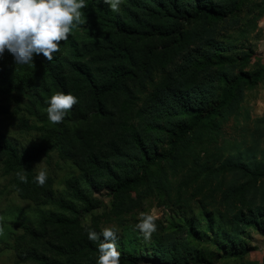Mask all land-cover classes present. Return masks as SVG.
I'll use <instances>...</instances> for the list:
<instances>
[{
    "label": "trees",
    "instance_id": "obj_1",
    "mask_svg": "<svg viewBox=\"0 0 264 264\" xmlns=\"http://www.w3.org/2000/svg\"><path fill=\"white\" fill-rule=\"evenodd\" d=\"M82 13L52 60L0 56V97H18L22 130L38 135L18 149L0 132L1 174L18 198L58 210L19 223L5 248L20 264H96L85 229L114 226L120 264L241 261L264 234V117L240 105L264 67L243 69L251 53L228 55L218 38L253 27L264 0H120L118 11L86 0ZM55 92L78 98L58 124L46 113ZM230 119L243 123L237 138ZM52 153L83 177L64 181L68 199L50 174L33 180ZM152 206L165 215L145 239L135 225Z\"/></svg>",
    "mask_w": 264,
    "mask_h": 264
},
{
    "label": "rangeland",
    "instance_id": "obj_2",
    "mask_svg": "<svg viewBox=\"0 0 264 264\" xmlns=\"http://www.w3.org/2000/svg\"><path fill=\"white\" fill-rule=\"evenodd\" d=\"M245 21L247 20L245 19ZM242 29L243 26L225 28L221 31L222 35L218 39L226 47V54L228 55H243L250 52L251 55L242 68L255 71L264 67V13L256 19L253 27L249 25V28L244 32ZM228 37L234 41V48ZM236 70L233 69V72ZM19 105L20 99L14 95L0 97V132L18 149L36 141L38 136L35 132L22 130V122H30L31 118L22 111L15 113ZM240 105L242 107L241 113L247 112L251 119L264 117V80L255 89L244 92ZM237 125L235 128L233 119H230L223 131L228 136L237 138L243 123L240 122ZM33 166L36 171L44 169L52 176L55 199H68L64 189V181L68 177L75 176L80 182H83V177L79 171L69 162L58 160L55 153L35 162ZM7 182L8 178L1 174L0 165V264H20L15 260L11 250L5 248L11 243L13 236L20 232L18 224L32 222L43 213H57L58 210L48 205L37 207L29 201L18 198L16 193L11 191ZM93 195L103 199L106 203L108 201L104 191L94 192ZM128 197L133 198L132 195ZM164 213L165 211L157 206H152L149 210V214L153 215L154 218H161L165 215ZM251 237L250 245L253 249L244 254L241 261L217 262L215 264H264V234L252 232ZM141 264L156 263L142 261Z\"/></svg>",
    "mask_w": 264,
    "mask_h": 264
},
{
    "label": "clouds",
    "instance_id": "obj_3",
    "mask_svg": "<svg viewBox=\"0 0 264 264\" xmlns=\"http://www.w3.org/2000/svg\"><path fill=\"white\" fill-rule=\"evenodd\" d=\"M107 3L112 11H118L120 0H100ZM86 0H0V56L5 51L14 64L33 62L35 56L52 60L59 50L60 42L68 38L72 29L85 22L82 9ZM78 102L71 92H55L48 97L47 119L60 123L67 111ZM48 177L41 169L33 177L38 185H43ZM21 181L25 180L20 176ZM136 223L145 239L156 231L154 216L141 213ZM87 239L97 244L96 264H120L118 235L116 228L104 227L100 232L85 229Z\"/></svg>",
    "mask_w": 264,
    "mask_h": 264
}]
</instances>
